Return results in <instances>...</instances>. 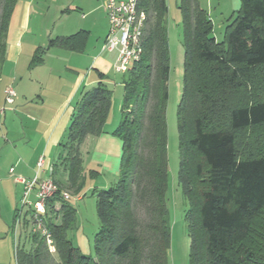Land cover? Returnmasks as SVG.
<instances>
[{
  "label": "trees",
  "instance_id": "obj_1",
  "mask_svg": "<svg viewBox=\"0 0 264 264\" xmlns=\"http://www.w3.org/2000/svg\"><path fill=\"white\" fill-rule=\"evenodd\" d=\"M15 5L0 0V70ZM138 10L145 17L142 56L121 75L120 123L111 133L121 142L119 175L94 191V257L68 238L75 210L60 194L83 190L80 146L105 134L112 95L102 75L78 94L51 167L58 191L42 216L35 219L30 209L21 221L36 229L27 235L28 250L16 246V264H166L168 6L140 0ZM178 10L184 49L178 183L189 205V264H264V0H241L220 43L197 0H179ZM85 37L79 32L49 47L81 51ZM34 59L32 66L40 63Z\"/></svg>",
  "mask_w": 264,
  "mask_h": 264
},
{
  "label": "crops",
  "instance_id": "obj_2",
  "mask_svg": "<svg viewBox=\"0 0 264 264\" xmlns=\"http://www.w3.org/2000/svg\"><path fill=\"white\" fill-rule=\"evenodd\" d=\"M103 2L104 0H72L61 3L56 9L60 12L59 20L64 17L71 18L73 15L75 18L61 27V33L55 39L70 37L79 32H85L86 37L83 39L81 51L73 52L58 48L68 53L62 54L65 58H62L61 54L56 56L57 60L63 59L65 65L62 70L55 71V76H52L53 71H50V75L46 78L35 70L46 65L43 50L36 47L37 45L31 40H23L32 0L18 1L14 8L17 13L22 12L20 20L17 22L15 19L14 23L20 26L19 29L23 27L24 29L19 30L13 38L6 37L5 61L2 65L6 67V73L5 85L0 87V107L4 106L3 91L12 83H16V99L12 106L5 107V113L0 119V129L3 126L5 128L4 138H1L0 132V264H16V245L28 250L27 235L30 230L36 229L33 225L24 229L23 222L21 223L30 210L29 207L25 210L24 216L22 214L20 217L15 230L9 225L14 223L15 216L19 212L17 205L23 194V186L16 182V178L32 179L39 158H43L45 167L40 178L49 177L48 170L58 158L59 142L65 135L80 90L94 86L98 82L97 75L105 78L111 67V62L102 59L101 55L109 28L106 14L102 9ZM67 28L72 32L69 35L64 33ZM94 32H97V36L95 43H92ZM22 58L28 62L26 65L28 70L24 72L20 65ZM34 58L40 60V63L32 66L31 62L35 60ZM63 76L65 79L62 81ZM55 77L60 85H50L54 82L51 79L54 80ZM1 79L0 70V82ZM17 80L19 81L16 82ZM44 93L47 94L44 96ZM17 114L20 118H17ZM80 152L85 177L84 189L87 186L90 189L99 188L93 183L105 173L111 175L113 180L118 177L121 142L111 136L110 131L98 138L87 137L80 146ZM10 170L12 173L9 172ZM89 172H93L96 179L89 178ZM106 185V183L102 184L103 187ZM35 200V191H32L28 195V201L34 203ZM4 201L7 202L8 209L3 215ZM76 237L81 246L82 233L76 231Z\"/></svg>",
  "mask_w": 264,
  "mask_h": 264
},
{
  "label": "rangeland",
  "instance_id": "obj_3",
  "mask_svg": "<svg viewBox=\"0 0 264 264\" xmlns=\"http://www.w3.org/2000/svg\"><path fill=\"white\" fill-rule=\"evenodd\" d=\"M21 0H16L17 2ZM72 0H32V7L29 13L28 25L24 31V41L31 40L32 43L37 45L43 50V59L46 61L45 67L35 69L41 72V76L46 78L50 75V71H60L63 69L65 62L63 59L58 60L56 56L58 54H68L56 47H49V41H52L61 33V27L66 23L72 21L75 17L71 18L64 17L59 20L60 12L56 9L61 3H67ZM179 0H166L168 6L167 14V32H168V48H169V77L167 84L168 101L166 105V131H167V165H168V176H167V189L165 196V205L168 213L169 220V247L166 253V264H189V237L187 233V226L185 222V215L189 209L187 201L184 199L181 187L178 183V174L180 166V155H179V139L177 131V109L182 96L183 88V58L184 49L182 46L181 38V16L178 10ZM241 0H197L199 7L203 9L208 19L212 24V36L216 42L220 43L223 41V35L226 27L231 22V17L238 10ZM16 6V5H15ZM67 7V6H66ZM15 8V7H14ZM60 10V9H59ZM65 10V9H63ZM62 10V11H63ZM21 11V10H18ZM22 12L17 13V10H13L11 14V22L8 25V39L13 38L19 30L20 26L15 25L14 20L17 22L20 20ZM15 25V26H14ZM69 35L71 32L67 28L64 32ZM97 32L93 33L91 42L95 43ZM25 48V47H24ZM30 52V50H29ZM42 52V53H43ZM28 54V53H27ZM42 55V54H41ZM102 59L111 62V67L108 73L105 75L104 82L107 88L111 91V107L109 116L105 125V132L112 133L120 123V107L123 96V86L121 84V75L116 74L113 69V63L116 57V53L103 52ZM68 55H66L67 57ZM42 58V56H41ZM65 58V55H62ZM29 61V60H28ZM28 62L25 58H22L20 62L21 70L23 72L28 70L26 68ZM34 71V72H38ZM2 79L0 87L4 84L6 67H1ZM27 73V80L29 79V71ZM57 76H59L57 74ZM63 76L61 80L63 81ZM17 80L16 82H18ZM52 84H58L56 77L51 79ZM10 87L15 91L16 83L10 84ZM93 87V86H92ZM47 91V90H46ZM16 92V91H15ZM47 93H44V96ZM17 118L20 116L17 114ZM4 126L1 127V138H4ZM3 132V133H2ZM95 178V177H94ZM96 179V178H95ZM118 180L117 178L112 179V176L105 173L102 177L93 183L99 188L90 189L89 186L86 189L71 196L68 203L75 210L76 217V228L73 231L68 232V238L72 241L74 247H76L80 253L84 256L94 257L93 252V238L98 231V219L95 211L96 197L94 191H103L108 189ZM106 183V187L102 184ZM90 184V183H88ZM69 194V193H68ZM70 195V194H69ZM18 210L20 203L17 205ZM3 215L8 209L7 202L2 203ZM27 207L21 209V215L24 216ZM11 223V222H10ZM14 227V223L9 224ZM15 228V227H14ZM76 231L82 233V244L79 245L76 237ZM17 243V241H16ZM17 246V245H16ZM28 249L30 244H28Z\"/></svg>",
  "mask_w": 264,
  "mask_h": 264
},
{
  "label": "built area",
  "instance_id": "obj_4",
  "mask_svg": "<svg viewBox=\"0 0 264 264\" xmlns=\"http://www.w3.org/2000/svg\"><path fill=\"white\" fill-rule=\"evenodd\" d=\"M140 0H104L102 9L108 21V34L106 36L102 51L116 53L113 69L116 74L123 75L127 69L137 63L142 56V37L144 29V14L138 10ZM4 106L0 107V119L5 113L6 106H12L16 99V93L11 87L3 91ZM44 160L39 158L36 162L35 176L30 180L16 178V182L23 186V194L20 200V208L14 222V227L20 222V212L24 207L31 209L35 219L44 214L45 201L54 196L58 189L49 177L40 178L44 170ZM51 168L48 172L51 174ZM12 173V170L9 171ZM35 191V202L28 201V195ZM61 198L69 201L71 196L67 192H61ZM14 228V230H15ZM50 244V242H48ZM50 252L53 248L49 247Z\"/></svg>",
  "mask_w": 264,
  "mask_h": 264
}]
</instances>
